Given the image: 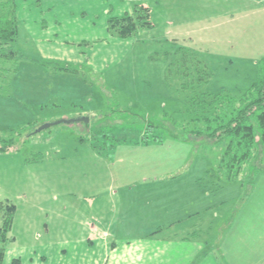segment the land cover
I'll list each match as a JSON object with an SVG mask.
<instances>
[{
    "label": "rangeland",
    "instance_id": "rangeland-1",
    "mask_svg": "<svg viewBox=\"0 0 264 264\" xmlns=\"http://www.w3.org/2000/svg\"><path fill=\"white\" fill-rule=\"evenodd\" d=\"M14 2L17 37L0 46V146L3 139L16 141L0 152V201L9 199L18 210L9 235L20 243L28 233L37 240L86 238L88 192L106 190L108 179L127 188L130 177L182 175L191 181L185 188L202 197L191 206L200 211L193 220L200 235L219 231L222 238L229 229L233 235L230 259L219 255L218 262L264 264V150L236 179L221 180L211 169L223 144L177 139L166 121L168 115L186 119L191 98L236 96L256 80L264 0ZM141 7L149 10L150 26L119 36L110 19ZM76 118L88 123L35 132ZM143 134L162 142L138 143ZM53 189L60 192L61 217L35 213L37 192L46 194L47 208ZM174 229L164 233L179 226ZM9 242L2 264H21L12 256L21 245ZM67 247L68 263L78 253Z\"/></svg>",
    "mask_w": 264,
    "mask_h": 264
},
{
    "label": "crops",
    "instance_id": "crops-1",
    "mask_svg": "<svg viewBox=\"0 0 264 264\" xmlns=\"http://www.w3.org/2000/svg\"><path fill=\"white\" fill-rule=\"evenodd\" d=\"M18 16L14 2L17 33ZM167 175L130 177L126 180L132 184H127V188L123 183L116 187L118 179H108L106 190L97 194L88 192L85 197V214L88 217L86 238L61 242L48 238L47 234L46 238L37 240L28 233L29 239L20 243L13 236L14 240L8 244L21 245L20 251L14 247V260L21 264H220L219 255L230 259L233 236L230 229L222 238L219 231L213 237L201 236L200 223L193 222L199 218L200 211L191 206L202 197H198L196 189L185 188L191 182L186 176ZM192 182L195 183V179ZM41 192H37L33 204L37 209L35 213L51 212L61 217L60 192L53 189V202L47 208L44 204L48 198ZM190 192L195 194L193 198ZM17 214L16 207L13 224ZM51 221L55 222V219ZM26 223H31V220H26ZM176 226H179L176 232L164 233L167 229L175 230ZM69 244L73 247L72 251L78 254L67 263L64 259ZM78 247H81L80 251Z\"/></svg>",
    "mask_w": 264,
    "mask_h": 264
},
{
    "label": "trees",
    "instance_id": "trees-1",
    "mask_svg": "<svg viewBox=\"0 0 264 264\" xmlns=\"http://www.w3.org/2000/svg\"><path fill=\"white\" fill-rule=\"evenodd\" d=\"M10 14L12 19H9ZM148 17L149 10L141 7L133 13L112 17L110 22L119 36L129 37L137 27L150 26ZM16 37L14 3L12 0H0V46L12 43ZM1 48L3 47H0V51ZM189 104L192 112L188 109L186 119L166 116V121L176 130H173L174 133L179 135L177 139L183 140L191 136L194 140L209 144H223L216 166L211 171H216L221 180L236 179L255 158L258 148L264 150V56L256 80L246 91L236 96L224 93L205 94L202 99L191 98ZM151 126L153 125L147 127L152 128ZM152 140L155 143L162 142L159 138L149 139L143 134L138 143L148 144ZM2 142L0 152L10 151L16 144L15 139L11 138L5 141L3 139ZM1 206H4L3 214ZM15 211V205L9 201H0V264L4 258L5 245L14 240L9 232Z\"/></svg>",
    "mask_w": 264,
    "mask_h": 264
},
{
    "label": "water",
    "instance_id": "water-1",
    "mask_svg": "<svg viewBox=\"0 0 264 264\" xmlns=\"http://www.w3.org/2000/svg\"><path fill=\"white\" fill-rule=\"evenodd\" d=\"M83 120L88 122V118H80V119L76 118V119H70V120H60V121H57L56 123H45V124L41 125L38 129H36L35 132H39V131H41V130H43L45 128H48V127L52 126L53 124H58V123H61V122L67 123V124H71V123H77V122H80V121H83Z\"/></svg>",
    "mask_w": 264,
    "mask_h": 264
}]
</instances>
